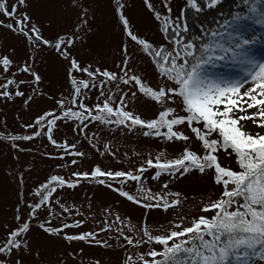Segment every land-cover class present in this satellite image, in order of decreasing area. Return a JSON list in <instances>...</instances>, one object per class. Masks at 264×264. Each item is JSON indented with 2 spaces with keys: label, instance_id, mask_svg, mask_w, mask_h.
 I'll return each instance as SVG.
<instances>
[{
  "label": "snow or ice",
  "instance_id": "6c2138e0",
  "mask_svg": "<svg viewBox=\"0 0 264 264\" xmlns=\"http://www.w3.org/2000/svg\"><path fill=\"white\" fill-rule=\"evenodd\" d=\"M69 3L78 11L80 25H87L95 0H69ZM144 3L160 22L166 43L156 45L134 34L131 22L124 14L125 4L122 0H115V9L126 35L140 47L152 64L157 77L155 85L147 83L146 78L140 75L130 74L127 58L121 68L122 75L81 66L69 51L76 42L75 38L58 37L52 43L44 39L40 29L31 23L32 17L27 11L29 0H12L11 4L9 0H0V15L14 21L6 23L0 19V27L25 36L34 45L54 48L70 63L69 79L73 86L70 99L57 101V111L46 112L37 117L34 123L25 125L34 130L32 134L10 136L11 141H31L45 136L66 155L83 157L85 153L76 150V143L68 144L66 140L58 143L54 139L59 121H75L73 131L78 128L81 134H86L90 123L99 122L130 130L145 129L144 136L183 142L178 157L162 160L164 154L161 153L155 161L148 159L147 167L141 165L135 173L105 171L96 166L91 172L74 171L72 176L75 179L52 175L36 188L35 201L26 205L28 216L35 219L38 214L63 217L65 213H70L72 209L54 199V193L58 189H75L82 180H94L146 210H174L182 204L180 193H152L143 184V174L149 168L157 170L154 179L165 174L179 178L193 172L198 175L211 173L213 182L221 186L222 191L219 198L205 204L201 212H213L214 215L194 217L190 226H185L184 218L180 217L179 222L173 223L164 234L153 235L150 228L142 224L136 230L138 238L126 235L119 227L113 228L108 221L99 231L75 235H68L64 230L80 227L83 220L52 227L47 226L51 224V220L47 219L39 227L45 233L69 242L84 241L90 245L111 247L107 240L99 239V234L116 231L117 239L125 242L121 245L125 250L129 246L139 248L144 244L160 246L159 250L153 247L147 252L138 253L135 259L129 255L123 264H264V134L243 130L249 122L257 128H264V0H244L248 6L246 13H234L231 18L218 22L214 28H204L202 25V33L196 37L186 35L190 29L183 11L172 17L168 0H161L163 13L154 7L151 0H144ZM187 3L199 14L205 8L216 9L223 0H187ZM124 51L127 52V46ZM12 64L9 56H0V68L4 73L10 74ZM221 66L236 69L237 74L214 71ZM17 72L30 74L35 85L41 82V76L33 71L30 64L18 67ZM74 72L84 73L87 78L78 79ZM25 83L24 80L17 81L14 75L12 78L5 76V83L0 84V98L25 97V92L20 90ZM110 84L118 90V100L114 99L117 93L111 89L105 91ZM120 84L130 89L134 87L135 91H131L129 96V92L120 89ZM9 86L14 90L9 91ZM93 88L99 91L103 99L89 106L85 101L87 92ZM32 91L42 95L36 87ZM137 93L159 105L156 118L145 120L128 110V104L137 98ZM32 99V96H27L25 103ZM194 142H199L200 151L193 150L191 145ZM13 147L19 149L17 144H13ZM105 149L108 150L109 145L106 144ZM221 153L228 157L235 154L239 170L222 165ZM110 154L115 156L114 152ZM71 164L76 165L77 160H71ZM112 181L119 185L128 181L137 182L140 195L114 187ZM162 187L167 189L168 184ZM55 206L59 207L60 213L55 211ZM19 207L17 205L18 212ZM20 219L17 215L16 220ZM115 221L123 223L119 216L115 217ZM29 230V220L6 230V236L0 239V264H26V258L39 255L29 247L26 238Z\"/></svg>",
  "mask_w": 264,
  "mask_h": 264
},
{
  "label": "rangeland",
  "instance_id": "374dc122",
  "mask_svg": "<svg viewBox=\"0 0 264 264\" xmlns=\"http://www.w3.org/2000/svg\"><path fill=\"white\" fill-rule=\"evenodd\" d=\"M187 0H168L172 7V17L180 15ZM12 0H9L11 4ZM125 4L124 14L130 20L132 30L140 38H145L159 45L166 43L165 35L161 30L160 22L145 6L144 0H122ZM154 7L164 12L161 0H151ZM29 15L31 23L35 24L44 39L55 43L58 37H73L76 42L69 49L81 66H90L116 72L120 75L121 68L127 58V68L130 74H137L146 78V82L155 85L157 77L148 57L140 50V47L126 35L124 28L118 20L115 0H95L91 9V17L87 25H80L78 11L74 9L69 0H29ZM0 19L7 18L0 15ZM259 32L260 29L257 28ZM127 46V52L124 48ZM7 55L13 61L10 74L4 73L0 68V84L5 83V76L17 81L24 80L27 83L20 86L25 92V97L13 99L0 98V133L15 136L30 135L33 129L25 125L32 124L40 115L57 111V101L69 98L73 92V86L69 79L70 63L65 60L54 48L42 44L34 45L25 36L12 32L6 27H0V56ZM30 64L33 71L41 76L39 85H35L32 76L27 73L17 72V68L24 64ZM217 73L232 75L237 74L236 69L221 66L214 69ZM78 79H86L84 73L74 72ZM250 83V81H249ZM248 84L245 85L247 87ZM36 87L42 95L32 91ZM111 89L117 93L114 99L118 100L119 92L110 84L105 91ZM120 89L129 92L135 88H129L120 84ZM9 91L13 87L9 86ZM32 96L29 103L25 98ZM97 89L87 92L86 103L89 106L102 100ZM174 106V105H173ZM159 105L150 101L140 93L137 98L128 104V110L140 115L143 119H154L157 116ZM252 111V110H249ZM59 114V113H58ZM75 121H59L54 131V139L58 143L67 141L68 144L76 143L77 151L85 153L83 157L68 156L64 150L53 146L45 136L36 137L31 141H11L0 136V239L6 236V230L17 227L25 220L30 221V230L27 233L29 247L38 252V256L26 258V264H123V261L131 255L134 259L138 253H144L150 248L160 249L159 245L144 244L139 248L121 247L125 242L117 239V232H101L99 239L107 240L111 247H103L88 244L84 241H67L57 236H52L39 227L40 223L50 219L47 226L60 227L62 223H73L75 220H83L80 227L65 229L68 235L80 234L88 231H99L105 221L113 224V228L123 229L126 235L131 234L138 238L137 229L146 224L153 235L164 234L173 223H178L180 217L184 218L185 226H189L192 218L200 215L211 217L213 212H201V208L211 201L219 198L221 186L213 182L211 173L198 175L193 172L186 177L173 178L161 175L154 179V168H149L143 174V184L152 193L172 192L180 193L182 204L168 211L161 209L146 210L120 196L116 191L94 180H82L75 189H58L54 193V199L72 209L63 217H47L37 215L35 219L28 216L27 204L35 201V190L40 184L45 183L52 175H59L65 179H75L74 171L91 172L99 166L105 171H133L141 165H146L148 159L161 157L162 160L178 157L183 148V142H169L163 137L144 136L145 129L115 126H105L99 122L90 123L86 134H81ZM245 132H259L264 134V128H257L252 123L244 125ZM165 131V129H161ZM19 145V149L13 147ZM109 149H105V145ZM193 150L200 151L199 142H194ZM231 151V150H230ZM114 152L115 156L110 153ZM64 158L61 159L60 157ZM76 159L77 164L72 165L71 160ZM221 162L227 166H237L236 156L223 155ZM63 165V167H58ZM114 187H121L135 195H140L137 182L128 181L123 185L112 181ZM167 183L168 188L163 189ZM171 199V198H170ZM19 205V212L17 211ZM55 211L60 213L58 206ZM79 213V214H78ZM21 217L20 221L16 216ZM121 217L123 223L116 222L115 217Z\"/></svg>",
  "mask_w": 264,
  "mask_h": 264
},
{
  "label": "trees",
  "instance_id": "16d2710c",
  "mask_svg": "<svg viewBox=\"0 0 264 264\" xmlns=\"http://www.w3.org/2000/svg\"><path fill=\"white\" fill-rule=\"evenodd\" d=\"M247 7L248 6L244 3V0H223V3L219 5L216 9L205 8L203 12L197 14L194 12L193 9L189 8L188 3L186 1L182 10L185 14V18L187 20V23L189 24V29H190L186 35L189 37L199 36L201 35L203 30L202 25L204 28H214L217 26L218 22H222L224 18H231V15L234 13L237 12L246 13ZM222 13L223 16L221 15ZM0 136L9 139L8 137L13 135L0 133ZM223 155L224 154L221 153V157ZM222 165L227 166L223 163ZM229 167L235 170H239L238 165L235 167L233 166H229Z\"/></svg>",
  "mask_w": 264,
  "mask_h": 264
}]
</instances>
